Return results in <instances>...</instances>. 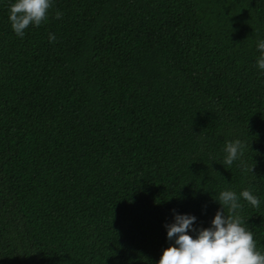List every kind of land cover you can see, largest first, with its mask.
Masks as SVG:
<instances>
[{
    "label": "trees",
    "instance_id": "trees-1",
    "mask_svg": "<svg viewBox=\"0 0 264 264\" xmlns=\"http://www.w3.org/2000/svg\"><path fill=\"white\" fill-rule=\"evenodd\" d=\"M12 2L0 264H156L171 210L208 227L225 188L259 197L240 215L264 246V0H54L23 38ZM236 138L243 155L223 165Z\"/></svg>",
    "mask_w": 264,
    "mask_h": 264
},
{
    "label": "clouds",
    "instance_id": "clouds-1",
    "mask_svg": "<svg viewBox=\"0 0 264 264\" xmlns=\"http://www.w3.org/2000/svg\"><path fill=\"white\" fill-rule=\"evenodd\" d=\"M53 3L54 0H14L8 5L7 19L11 30L23 38L30 25L39 27L48 20ZM61 17L62 12L56 10L54 18ZM48 39L52 42L56 37L49 33ZM255 48L258 53L255 67L264 73V39L257 40ZM244 148L245 144L239 138L225 141L223 165L231 166L239 160ZM213 200L220 207L208 227L197 224L193 214L171 210L172 221L164 228L166 239L172 243L162 251L156 264H264V246L257 245L254 234L240 215L244 207L242 201L258 207L259 197L249 188L239 193L225 188Z\"/></svg>",
    "mask_w": 264,
    "mask_h": 264
}]
</instances>
